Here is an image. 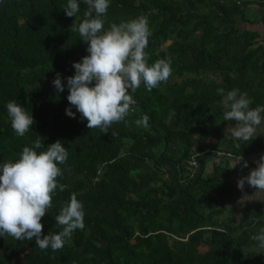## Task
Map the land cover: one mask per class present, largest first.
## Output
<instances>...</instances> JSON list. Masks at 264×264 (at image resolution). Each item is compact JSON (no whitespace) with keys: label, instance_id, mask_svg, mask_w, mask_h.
<instances>
[{"label":"trees","instance_id":"1","mask_svg":"<svg viewBox=\"0 0 264 264\" xmlns=\"http://www.w3.org/2000/svg\"><path fill=\"white\" fill-rule=\"evenodd\" d=\"M67 2L0 0V164L15 162L37 135L45 145L38 152L63 142L69 157L59 183L66 188L42 218L43 233L62 230L54 218L72 193L84 204L85 228L56 252L42 251L35 238L0 236V264H264L251 239L264 228V211L246 209L237 225L221 219L233 197L232 159L217 158L222 151L244 158L260 147L224 134L235 121H224L217 90L240 89L252 108L264 105V37L248 28L264 25V0H110L105 29L146 17L149 63L168 60L173 72L151 92L142 85L134 112L106 134L90 130L67 99L73 64L89 55L70 31L88 6L79 0L80 12L68 17ZM58 73L63 93L53 85ZM10 101L35 120L22 138L11 127ZM143 115L147 128L135 123Z\"/></svg>","mask_w":264,"mask_h":264},{"label":"clouds","instance_id":"2","mask_svg":"<svg viewBox=\"0 0 264 264\" xmlns=\"http://www.w3.org/2000/svg\"><path fill=\"white\" fill-rule=\"evenodd\" d=\"M87 10L83 21L71 27V32L79 34L88 47L89 55L81 62L73 64L75 75L67 78L69 103L87 121V127L108 133L113 124L126 120L134 112L136 104L133 94L143 85L147 91L167 83L172 75L171 63L165 59L149 63L147 51L152 31L146 17L140 16L119 24L111 23L105 29V17L110 0H84ZM64 12L68 17H76L80 12L79 0H68ZM59 93L65 88L58 73L53 81ZM223 97L226 108L224 121H235L225 129L236 141L247 142L264 127V105L252 108V99L240 89L225 92L217 90ZM11 127L18 137H24L35 123L31 113L15 101L6 105ZM66 115L75 118L71 108ZM137 126L147 128L149 117L143 115L135 121ZM239 148V143L235 144ZM45 148L40 136L32 147H24L15 162L0 164V236L12 237L18 241L35 238L36 245L42 250L53 252L63 249L70 242L76 230H84V204L72 193L69 202L64 204L54 218L62 230L44 235L41 223L50 209L57 189L64 192L66 185L59 183L64 171L60 165L67 163L68 148L57 141ZM231 156V153H229ZM256 163V168L248 176L238 180L237 186L243 190L247 183L258 191H264V156ZM238 164L248 167L243 156L232 161L234 169ZM257 246L264 249V228L251 237Z\"/></svg>","mask_w":264,"mask_h":264},{"label":"crops","instance_id":"3","mask_svg":"<svg viewBox=\"0 0 264 264\" xmlns=\"http://www.w3.org/2000/svg\"><path fill=\"white\" fill-rule=\"evenodd\" d=\"M254 11H256L257 16H261L262 12L256 5H254ZM248 28L256 32L261 39L264 37V25L261 21L254 22L248 26ZM259 44L264 46V42ZM232 125L235 126V124ZM227 127L228 125L226 128ZM226 136L232 138L230 134H226ZM252 139L257 140V144L260 146L259 150L247 157H244V160L248 163L247 168H244L242 164H238L234 169H232L229 183L232 188L233 197L225 204L226 211L221 216V219L224 220H228L229 217H233L236 225L239 224L240 220L243 218L246 209L254 206H260L264 211V191H258V189L251 187L247 183L245 184L243 190H240L237 186L238 180L240 178L248 176L251 170L256 168L257 165L255 161H257L261 156H264V127L258 129L256 136H254ZM232 161L233 160L230 162V167H232ZM261 251L264 252V249Z\"/></svg>","mask_w":264,"mask_h":264},{"label":"built area","instance_id":"4","mask_svg":"<svg viewBox=\"0 0 264 264\" xmlns=\"http://www.w3.org/2000/svg\"><path fill=\"white\" fill-rule=\"evenodd\" d=\"M217 158L220 159V158H225V159H232L234 160L235 158H233V155L229 156V153L227 152H217ZM192 165L196 166V162L195 161H192Z\"/></svg>","mask_w":264,"mask_h":264},{"label":"rangeland","instance_id":"5","mask_svg":"<svg viewBox=\"0 0 264 264\" xmlns=\"http://www.w3.org/2000/svg\"><path fill=\"white\" fill-rule=\"evenodd\" d=\"M199 250H200V252H204V251H206V247H201Z\"/></svg>","mask_w":264,"mask_h":264}]
</instances>
